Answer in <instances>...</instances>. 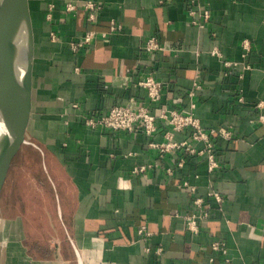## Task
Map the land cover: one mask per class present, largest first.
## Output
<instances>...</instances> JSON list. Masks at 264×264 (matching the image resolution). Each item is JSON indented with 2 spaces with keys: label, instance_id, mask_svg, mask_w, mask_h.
I'll return each mask as SVG.
<instances>
[{
  "label": "crops",
  "instance_id": "0c3cea01",
  "mask_svg": "<svg viewBox=\"0 0 264 264\" xmlns=\"http://www.w3.org/2000/svg\"><path fill=\"white\" fill-rule=\"evenodd\" d=\"M53 1L59 38L39 41L40 115L32 129L42 175H33L35 203L26 192L17 206L8 200L0 264L264 262V122L258 120L264 113V0H96L102 7L94 22L80 6L65 10L66 2L84 0ZM191 8L196 14L208 9L204 27L190 23ZM110 20L120 28L108 31ZM86 28L96 37L72 50L69 42ZM151 35L161 50L143 48ZM242 38L250 40L245 54ZM212 46L220 56L209 53ZM225 59L237 63L228 66ZM148 74L163 83L154 103L139 84ZM192 102L205 128L233 132L214 139L219 167L211 174L204 156L186 155L177 166L181 151L160 154L149 146L164 140L159 118L151 135L84 124V116L115 104L155 111L189 109ZM139 164L147 168L134 173ZM183 180L196 190L189 192ZM211 186L221 193V205L207 196ZM193 196L203 198L208 213L197 233L184 216ZM141 225L151 232L147 238L138 232ZM214 240L223 241L224 253L211 248Z\"/></svg>",
  "mask_w": 264,
  "mask_h": 264
},
{
  "label": "built area",
  "instance_id": "2783aa9c",
  "mask_svg": "<svg viewBox=\"0 0 264 264\" xmlns=\"http://www.w3.org/2000/svg\"><path fill=\"white\" fill-rule=\"evenodd\" d=\"M78 6L82 7L87 13V20L94 22L97 19V14L102 7L100 2L96 0H84L82 2L68 1L65 3V10L72 11ZM190 14L192 18L190 23L199 27H204L209 19V11L204 8L196 14L194 8H191ZM120 24L115 20H110L108 31H116L120 28ZM97 31L93 28H86L80 38L72 40L69 45L72 50L79 49L96 37ZM106 31H102L100 36H106ZM241 45L244 50V54L250 50V40L248 38H242ZM162 44L156 35L149 36L143 48L146 51H156L162 49ZM199 53V51H196ZM210 54L220 56L221 51L217 46H212L209 50ZM225 65H235L237 62L229 59H225ZM139 84L146 89L147 99L150 103L157 102L161 98L163 83L161 80L156 79L152 74H148L145 78L139 81ZM194 87H200V85L194 82ZM191 94V91H189ZM242 100L240 96L238 98ZM72 105L77 107L76 102ZM258 107H262V103L257 104ZM195 103L192 102L189 109L178 110L167 106H160L155 111H152L147 104H115L112 105L107 112L99 114H91L84 116V124L90 128H104L113 130H125L128 132H143L146 135H151L156 129V119H161L166 124V130L164 133V140L155 142L150 141L149 146L158 150L160 154L181 151L183 155L179 158L176 165L180 166L185 161L186 155H200L204 156L207 161V171L211 174L217 167L219 162L216 157V145L214 139L217 135L224 139H230L233 136V132L224 127H209L205 128L198 116L193 112ZM258 120L264 122V113L261 112L258 115ZM187 130L188 133L181 139H175V132ZM197 143H201L202 146L198 147ZM147 168L146 164L135 165L132 169L134 173L144 172ZM169 174L172 173L171 169L167 170ZM122 186L121 183H119ZM186 186L189 192L193 193L196 190V186L190 185L187 180H183L180 184ZM207 196L213 197L219 205H221L223 197L221 193L212 186L207 189ZM204 200L201 196H193L192 198V210L187 212L185 216L186 227L190 232L197 233L200 230V223L207 217V210L204 206ZM139 233H143L144 238H147L151 233L145 225H141L138 228ZM210 246L215 251H221L224 253L225 246L223 241L214 240L210 243ZM146 250H149L147 247ZM156 254L162 252V247L158 246L154 249ZM209 259H212L210 257ZM258 264H264L259 262Z\"/></svg>",
  "mask_w": 264,
  "mask_h": 264
},
{
  "label": "water",
  "instance_id": "95a60500",
  "mask_svg": "<svg viewBox=\"0 0 264 264\" xmlns=\"http://www.w3.org/2000/svg\"><path fill=\"white\" fill-rule=\"evenodd\" d=\"M58 23L53 0H0V230L15 159L25 147H39L32 133L40 115L38 46L42 38L58 41Z\"/></svg>",
  "mask_w": 264,
  "mask_h": 264
},
{
  "label": "rangeland",
  "instance_id": "374dc122",
  "mask_svg": "<svg viewBox=\"0 0 264 264\" xmlns=\"http://www.w3.org/2000/svg\"><path fill=\"white\" fill-rule=\"evenodd\" d=\"M42 166L43 165L40 162L39 153L36 151V149L29 146L25 147L20 155L15 159L11 182L4 192L3 215H7L8 200L11 199V202H14V204L17 206V198H19L20 194H25V192L30 194L28 198H30L32 203H35L34 190H36V185L33 180V175H42ZM37 204L39 203L37 202ZM32 206L34 205L32 204ZM13 209H11V211H13Z\"/></svg>",
  "mask_w": 264,
  "mask_h": 264
}]
</instances>
